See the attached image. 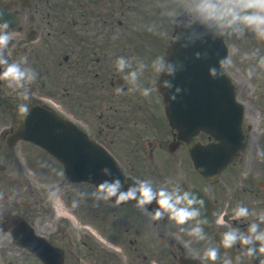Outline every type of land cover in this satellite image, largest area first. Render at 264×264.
<instances>
[{"label":"flooded vegetation","instance_id":"flooded-vegetation-1","mask_svg":"<svg viewBox=\"0 0 264 264\" xmlns=\"http://www.w3.org/2000/svg\"><path fill=\"white\" fill-rule=\"evenodd\" d=\"M174 3L179 5L178 0H0V23L8 22L7 31L13 37L5 56L10 63L27 56L25 66L38 73L37 80L28 86L30 98L50 96L58 100L61 112L75 117L115 157L126 176L135 181L161 165L167 168L178 164L176 154L184 147L177 144L172 131L161 126V99L153 83L157 73L149 67L140 77L141 88L154 89L145 97L129 90L131 85L125 75L130 69L117 71L116 61L120 57L135 58L150 66L152 60L162 56L159 45L149 49L132 45L136 35L129 30V23L135 8L140 9L145 21L166 20L159 8ZM179 19L188 21L184 12ZM242 38L254 39L251 35ZM231 73L243 79L239 68ZM117 89L123 92L118 94ZM252 98L257 101L259 97ZM20 100L17 92L0 81V127L14 128ZM93 115L98 124L90 127L85 117ZM251 119L258 121L255 130H264L257 112ZM262 151L264 148L257 145L247 147L222 172L216 185L207 190L215 203L216 217L223 214L229 224L243 232L250 223H259L258 216L264 214V157L258 154ZM0 159L14 165L13 149H5ZM4 187L7 193L2 190ZM14 189L13 176L2 179L0 175V217L5 212L25 217L34 234L54 249L56 264H180V260L189 258H197L201 264H223L228 257L210 239L193 241L191 249L185 248L164 233L161 223L141 213L134 201L114 206L97 202L89 195L75 203L80 200L77 193L95 191L90 184L78 185L74 195L66 196L61 191L59 209L49 192ZM238 205L247 207L253 215L234 220L233 209ZM155 207L150 204L148 210ZM161 221L164 224L166 218ZM220 228L221 233L227 230ZM260 228L264 230V223H260ZM208 247L219 248L217 261L203 258ZM243 252L239 244L233 248V260L240 256L238 264H260L264 260V255L254 259ZM0 264L44 263L34 253L9 240H0Z\"/></svg>","mask_w":264,"mask_h":264},{"label":"clouds","instance_id":"clouds-1","mask_svg":"<svg viewBox=\"0 0 264 264\" xmlns=\"http://www.w3.org/2000/svg\"><path fill=\"white\" fill-rule=\"evenodd\" d=\"M183 12L188 17V23L182 24L176 32L175 39L182 47H188L197 41L208 43L224 37L241 38L251 35L255 40L264 43V0H178ZM8 22L0 23V81L6 82L9 89L17 92L22 100L30 98V88L38 78V73L28 64L27 56H24L18 62H9L5 56L12 35L7 31ZM148 31L154 34L166 36V32H160L154 25L148 27ZM197 58L205 53H196ZM253 61L246 69V78L251 80L255 76L264 77V55L259 50L253 51L245 57ZM135 60V67L133 66ZM133 60L120 57L116 61V68L119 72L127 71L125 79L131 85L130 91H139L141 95L147 97L154 91L153 88H141L140 77L150 67L152 71L165 77H174L180 65L167 61L163 56H158L151 61L150 66L143 60ZM231 59H220L215 67H210L208 72L212 78H220L224 71L231 66ZM155 84V81H153ZM159 88L165 91H171L169 100H175L176 95L181 91L180 88L173 87L171 79H164L159 83ZM118 94L123 89H117ZM18 112L22 119L29 115L27 104L21 103L18 106ZM264 157V151L258 153ZM103 175L110 176L108 168L101 169ZM172 186L169 187L168 185ZM95 201H104L114 206L135 202V207L143 214L149 216L151 221L167 220L177 229L174 233L185 248L191 249L193 241H203L206 238L204 226L207 225V218L203 214L204 202L202 199L191 192L183 190L179 184H173L171 181L161 185L158 189L154 187L151 180L137 179L134 183L124 188L120 179L104 180L92 193L79 192L77 196L80 203L88 196ZM155 204L156 207L151 211L148 205ZM253 215L245 206L238 205L233 209V219L240 220ZM257 222L248 225L247 231L243 232L239 228L233 227L225 219L223 214L214 220L215 227L227 229L222 232L220 244L225 250L233 249L240 245L243 249V255L249 258H259L264 255V230H261L260 223H264V214L258 216ZM190 239H184V236ZM198 255L197 253H193ZM220 253L218 247H208L203 252V258L207 261L215 262L219 259ZM240 256L235 260L226 257L223 264H238ZM264 264V260L260 261Z\"/></svg>","mask_w":264,"mask_h":264},{"label":"water","instance_id":"water-1","mask_svg":"<svg viewBox=\"0 0 264 264\" xmlns=\"http://www.w3.org/2000/svg\"><path fill=\"white\" fill-rule=\"evenodd\" d=\"M221 41V39L208 43L197 41L188 47H182L175 41L171 48L168 61L170 62L173 55L179 56L178 64L180 65L174 76L173 87H178L181 91L176 95L175 100H169L171 91L164 92L163 89V93L171 124L187 138L200 129L209 130L220 139L225 137L230 130L233 131L234 137L237 136L238 127L233 124V118L229 113L233 109L225 102L223 86L217 85L215 82L219 78H212L208 72L209 68L215 67L217 61L224 56ZM198 52H207V56L202 55L197 58L195 54ZM26 119L29 131L32 135L34 132L30 139L45 146L64 162L65 177L68 180L94 183L111 180L101 172V169L108 167L101 162L95 144L80 133L75 135L74 130L70 129L59 117L32 111ZM194 159L195 166L206 175V163L203 158L200 157L199 160L197 156H194ZM199 198L203 200L205 206L204 199L201 196ZM203 214L208 221L204 230L211 233L214 240L220 243L221 239L205 210ZM12 234L14 236V230Z\"/></svg>","mask_w":264,"mask_h":264},{"label":"rangeland","instance_id":"rangeland-1","mask_svg":"<svg viewBox=\"0 0 264 264\" xmlns=\"http://www.w3.org/2000/svg\"><path fill=\"white\" fill-rule=\"evenodd\" d=\"M177 5V3H174L173 5H168L165 6V8L162 10V13H168L169 17L171 18L170 22L171 23H166L169 24L171 26V31H172V27L174 26V19L176 17V15L178 14L177 12L179 11H183L182 7H180V9H177L175 11L171 12L172 10H174L175 6ZM179 23V22H178ZM171 38V32L167 33V35L165 36V38H163V45H166L168 43V38ZM225 42L229 48V57L228 59H231L232 64L231 66H229L227 68V71L231 70V69H235L236 66L238 67V64L241 63H251L253 61H249L247 60L245 57L250 55L253 51L255 50H259L260 54L264 55V51H262V47L259 44H255L256 42L253 40H250L249 38H245V39H240V38H229L227 37L225 39ZM256 78L257 80V76L253 77ZM252 78V79H253ZM237 85L239 86L240 89V93H239V97L242 98L243 100H245V96L246 95H258V94H264V82L259 80L258 82H254L252 84H250V82L248 81L247 78L242 79L240 82H236ZM255 103L253 102L252 105H249V111L251 112L252 109L255 110L253 108V105ZM252 106V108H251ZM85 121L88 123V125L90 127H95L98 124V119L93 115V116H87L85 117ZM18 150L20 149V147L17 148ZM24 149V148H23ZM24 173L26 174V176L23 175V177L25 179H20L19 183L24 184V186H27L30 179V187H34L39 191H51V190H55V191H60V188L58 187L59 183H62L63 186H66L68 188V192L71 191H75V188L69 187L66 184H64L63 180H55L53 177H49L47 176V179L49 181L46 182H39L36 181L35 179H33V176L31 174V170L29 168H27L22 162H20ZM192 167L189 165L188 168L186 167V175H179V178L181 179H186V181L191 177L192 172ZM189 182L191 184V187L198 189L200 191L203 190V185H204V180L198 175V174H194V176H192V179H189ZM180 184V183H179ZM205 187V186H204ZM33 188V189H34ZM177 232V229L174 226H169L167 227V233L172 235V237L175 238L174 233ZM0 240H7V238L5 236H2L0 234Z\"/></svg>","mask_w":264,"mask_h":264}]
</instances>
